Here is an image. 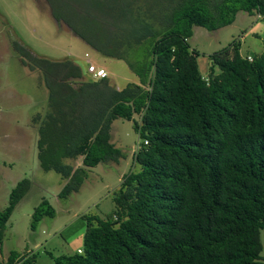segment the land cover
<instances>
[{"label":"trees","instance_id":"16d2710c","mask_svg":"<svg viewBox=\"0 0 264 264\" xmlns=\"http://www.w3.org/2000/svg\"><path fill=\"white\" fill-rule=\"evenodd\" d=\"M45 2L56 22L123 61L136 80L117 89L85 64L34 57L13 44L47 88L49 104L34 116L37 159L66 180L58 196L77 191L90 168L118 161L113 121L131 122L141 139L133 156L139 169L123 176L114 209L89 217L82 253L55 264H264V47L249 61L233 41L208 54L203 76L189 43L194 26L216 30L241 11L264 17V0ZM70 79L82 80L78 89ZM27 181L0 210V242ZM54 214L42 199L32 217ZM32 261L10 251L0 264Z\"/></svg>","mask_w":264,"mask_h":264},{"label":"rangeland","instance_id":"374dc122","mask_svg":"<svg viewBox=\"0 0 264 264\" xmlns=\"http://www.w3.org/2000/svg\"><path fill=\"white\" fill-rule=\"evenodd\" d=\"M251 19L253 15L249 17L241 11L233 24L216 30L194 26L189 43L200 53V66L209 64L208 54L233 41L241 45L243 53L258 52L263 44L264 22L255 21L261 38H253L249 31ZM14 43L34 57L70 58L82 65L84 59H89L105 69L117 88L133 78V73L123 61L85 46L64 23L56 22L45 0H0V210L7 206L9 194L17 183L28 180L23 196L6 222L0 261H5L10 251H16L34 260L31 264H55L62 255L82 253L89 217L104 218L114 209L112 194L123 176L139 169L133 156L140 149L141 139L131 122L113 121L110 136L121 153L118 161L102 162L90 168L77 191L59 197L66 180L54 170L44 171L37 159L35 131L40 121L34 116L42 115L49 104L47 88L37 69L31 70L29 63L22 64L24 56L14 48ZM69 82L78 89L82 80ZM79 162L73 161L74 165ZM42 199L52 205L55 214L33 221L32 213ZM260 240L264 257V231L260 232Z\"/></svg>","mask_w":264,"mask_h":264},{"label":"crops","instance_id":"0c3cea01","mask_svg":"<svg viewBox=\"0 0 264 264\" xmlns=\"http://www.w3.org/2000/svg\"><path fill=\"white\" fill-rule=\"evenodd\" d=\"M239 13H241V12H238L237 14H236V17H235V19H234V22H235V20L237 19V15L239 14ZM247 14V13H246ZM247 15H249V14H247ZM251 15H249V17H250ZM254 16V19L252 20L251 19V23L249 24V27H250V29H249V31H250V33L252 34V37L253 38H261V37H258L259 36V28L256 26L257 25V22H255V21H258V20H262L263 22H264V17H260V16H258V15H253ZM253 21V22H252ZM233 22V23H234ZM232 23V24H233ZM231 25V24H230ZM228 26V25H227ZM238 43V42H237ZM74 46L76 45V44H73ZM85 45V44H84ZM73 46V47H74ZM77 46V45H76ZM75 46V47H76ZM86 46V45H85ZM262 46V48H260L259 47V45H256V48L258 47V48H260L259 49V51L258 52H255V53H249V52H246V53H243L242 52V48H241V45H239L238 46V48H239V53H240V55L241 56H243V57H246V56H248V55H250V56H252V55H254V54H258V53H260L261 51H262V49H263V47H264V38H263V44L261 45ZM199 56L196 58V60H197V63H198V67H199V70H200V73L203 75V76H206L207 74H208V72H209V68H210V60H208L209 61V64L208 63H206V65L202 68L201 66H200V64H199ZM85 62H86V60L84 59V64H85ZM102 67V66H101ZM127 81H126V83L128 82V81H133V82H135L136 80H135V78L133 77V78H131V79H126ZM125 83V84H126ZM124 84V85H125ZM121 86H123V85H121ZM35 133H36V136H37V132L35 131ZM70 161V160H69ZM76 161H78V160H76ZM77 166V165H76Z\"/></svg>","mask_w":264,"mask_h":264},{"label":"built area","instance_id":"2783aa9c","mask_svg":"<svg viewBox=\"0 0 264 264\" xmlns=\"http://www.w3.org/2000/svg\"><path fill=\"white\" fill-rule=\"evenodd\" d=\"M85 57H88V53H85ZM246 59L251 61L252 57L248 55L246 56ZM85 60H86L85 65H86L87 73L90 74L92 78L98 80L108 76L107 72L103 67L95 65L89 59H85ZM144 143L146 144L147 140H144Z\"/></svg>","mask_w":264,"mask_h":264}]
</instances>
